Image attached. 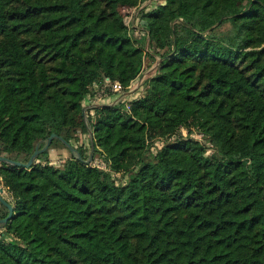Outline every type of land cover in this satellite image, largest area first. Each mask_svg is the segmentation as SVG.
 I'll use <instances>...</instances> for the list:
<instances>
[{
	"label": "trees",
	"instance_id": "obj_1",
	"mask_svg": "<svg viewBox=\"0 0 264 264\" xmlns=\"http://www.w3.org/2000/svg\"><path fill=\"white\" fill-rule=\"evenodd\" d=\"M121 1L141 0H0V155L26 161L52 132L49 145L80 155L1 161L14 209L0 264H264V0H158L142 13L161 60L130 112L95 106L104 169L75 132L88 134L90 86L127 85L144 67ZM181 123L210 145L146 146Z\"/></svg>",
	"mask_w": 264,
	"mask_h": 264
},
{
	"label": "rangeland",
	"instance_id": "obj_2",
	"mask_svg": "<svg viewBox=\"0 0 264 264\" xmlns=\"http://www.w3.org/2000/svg\"><path fill=\"white\" fill-rule=\"evenodd\" d=\"M158 0H151L149 2V0H141L139 1V3L134 6L129 4L127 1H121L119 3V10L122 14H125L126 16L132 14H136L138 16V18H141V20L138 21L141 22L142 24H144V19L142 16V13L144 14L145 12L150 11L153 6L155 4H157ZM142 9V10H141ZM133 15V16H134ZM137 19V18H136ZM132 22V21H130ZM137 22V23H139ZM228 24H225L223 26H221L220 28H227ZM133 38H135L137 40V42H139V44L144 45L143 47H147V41H146V37L144 34L137 32V33H133ZM263 44L256 46L255 48H260L261 46H263ZM146 51V52H145ZM143 53V68L140 71V74H138L135 78H133L127 85H123L120 90L118 91H109L107 89V87H110V83L114 80H110L109 82H107V84H105V82H103L102 84H99V86L95 85L94 89L92 86H90L88 88L87 94L90 95V99L92 101V104H90V113L86 112L85 108L86 106L84 105V111H82L83 114V118L87 124V127L90 128L88 126L89 122L93 121L94 118L97 115V111L95 110V106H101V105H112L115 104L117 102H119L120 108L122 110H124L125 112H130L131 111V103L132 100L137 99L138 97H140L144 91L145 88L147 86V83H145V79L148 78L149 76H151L157 66L158 63L161 60L160 57V52L163 50H157L154 49L153 47L151 48L149 46L148 50H145ZM159 60V61H158ZM143 76V77H142ZM143 78V79H142ZM137 80H141L139 86L138 83H136ZM106 86V87H104ZM141 86V87H140ZM140 87V88H139ZM139 89V90H137ZM111 96H115V99L113 101H109L106 100V98L109 99V97ZM106 101V102H104ZM88 114V115H87ZM198 131L202 133V138L198 139L199 141H201L204 145H209V140L206 139V135L205 133L200 130L199 126L197 124L191 123V124H185V123H181L179 125H177L172 131L164 134V135H159L155 132H147L145 137H146V146H149L150 144L155 145L158 141H156L157 139L161 138L163 141L167 142L170 140H174L175 138L178 137H193L194 132ZM83 130L81 128H77L76 132H75V136L77 137L78 141H80V136H84L83 134ZM174 135V139H171L170 136ZM85 140V145L87 146V149L90 147L89 145V135L86 134L84 136ZM197 139V138H196ZM77 141V142H78ZM89 152H90V148H89ZM72 153L74 155H77L78 153L75 151H72ZM154 154V153H153ZM71 155V152L68 151L67 147H65V145L59 141V140H55L53 141V143L51 145H49L48 147V161L51 164L54 165H61L63 163V161L69 157ZM50 156V157H49ZM89 156V153H88ZM88 156L86 158H88ZM20 158L23 157V155H19ZM85 158V159H86ZM101 157L96 153V155L94 156V158L92 157L91 162L92 164H97L98 167H103L104 162H102V160L100 159ZM38 161V159L36 160ZM0 166H1V161H0ZM120 178H117V181H119ZM5 184L3 183V179H2V174L0 173V186ZM3 195L8 199H10L11 193L7 192L6 188L5 190L2 192ZM1 210V209H0ZM5 231V229L3 227L0 226V234L3 233Z\"/></svg>",
	"mask_w": 264,
	"mask_h": 264
},
{
	"label": "water",
	"instance_id": "obj_3",
	"mask_svg": "<svg viewBox=\"0 0 264 264\" xmlns=\"http://www.w3.org/2000/svg\"><path fill=\"white\" fill-rule=\"evenodd\" d=\"M166 0H161V3H165ZM159 61V60H158ZM82 111H84V106L82 107ZM88 132H89V136H90V152H89V156L88 158L84 159V161L86 163L90 162L92 157H93V153H94V145H93V140H92V130L90 128H88ZM54 136H58L56 135L54 132H52L45 140L44 145L41 148H38V145H35L34 150L32 151V153L30 154V156L28 157V159L26 161H22V160H14L12 158H9L6 155H0V161L4 160L6 162L18 165V166H24V167H29L32 165V163L34 162V159L36 157V155L38 154V152L48 148L49 143L51 141V139ZM59 138H61L60 136H58ZM67 146L69 147V149L71 151H75L78 153V151L68 142H66ZM77 157H80L79 153L76 155ZM3 188L0 186V203L4 204L5 206H7L8 208V212L4 217H0V225L2 223L7 222L12 215L13 212V204L3 195Z\"/></svg>",
	"mask_w": 264,
	"mask_h": 264
},
{
	"label": "built area",
	"instance_id": "obj_4",
	"mask_svg": "<svg viewBox=\"0 0 264 264\" xmlns=\"http://www.w3.org/2000/svg\"><path fill=\"white\" fill-rule=\"evenodd\" d=\"M160 2H161V0H160ZM133 15L134 14L131 13L130 15L126 16V21H127V24L129 25V29L131 30L132 34L133 33H137V32H140V33L144 34L145 37H146V41H147L148 40V31H147V29L145 28L144 24H142L141 22H139L141 20V18H138V16L136 14L134 16ZM138 19H139V21H138ZM130 21H132V22H130ZM137 22H139V23H137ZM109 81L110 80L106 79L105 84H107V82H109ZM140 82H141V80H137L136 81V83H138V86H139ZM104 87H106V86H104ZM121 87H122V84L118 80H114V81H112L110 83V87H107V89L109 91H118V90L121 89ZM86 98L90 99V95L87 94L86 95ZM193 136L196 137L197 139H200V138H202L201 137L202 136V133L201 132H198V131H195L194 134H193ZM170 138L171 139H174V135H171ZM164 143H165V141H163L161 138H159L158 139V142L155 145H152V144L149 145L150 146V151L155 154L157 152L158 145H161V144H164ZM209 145H210V143H209ZM102 162H104L102 168L108 169V165L105 163V161L102 160ZM95 165H97V164H95ZM1 187L3 188V191L6 188L7 192L10 193V190L8 189L7 186L1 185Z\"/></svg>",
	"mask_w": 264,
	"mask_h": 264
},
{
	"label": "crops",
	"instance_id": "obj_5",
	"mask_svg": "<svg viewBox=\"0 0 264 264\" xmlns=\"http://www.w3.org/2000/svg\"><path fill=\"white\" fill-rule=\"evenodd\" d=\"M150 1H151V0H149V2H150ZM137 90H139V89H137ZM114 99H115V96H114V97L111 96V97H109V99L106 98V100H109V101H113ZM104 102H106V101H104ZM84 104H85V106H86V108H85L86 112L90 113L89 108H90V104H92L91 99L85 98ZM87 115H88V114H87ZM88 135H89V132H88ZM80 140H81V141H84V140H85L84 136H83V137L80 136ZM89 141H90V136H89ZM67 149H68V148H67ZM68 151H71V150L68 149ZM49 157H50V156H49Z\"/></svg>",
	"mask_w": 264,
	"mask_h": 264
}]
</instances>
